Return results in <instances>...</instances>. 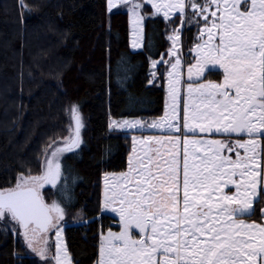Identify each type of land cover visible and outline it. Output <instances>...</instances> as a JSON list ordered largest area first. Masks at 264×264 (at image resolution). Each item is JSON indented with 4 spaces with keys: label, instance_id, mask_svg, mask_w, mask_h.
Here are the masks:
<instances>
[{
    "label": "snow or ice",
    "instance_id": "6c2138e0",
    "mask_svg": "<svg viewBox=\"0 0 264 264\" xmlns=\"http://www.w3.org/2000/svg\"><path fill=\"white\" fill-rule=\"evenodd\" d=\"M120 2L131 4L134 23L139 26L143 17L138 9L142 5L134 0ZM108 4L110 8L116 6L115 0H108ZM20 7H25L22 0ZM153 7L156 15L169 20L173 9L184 13L187 8L190 22L203 21L204 32L200 35L206 37V51L197 45V64L212 61L223 68L222 83H201L195 88L188 85L189 98L195 93L196 100L186 114L187 131L249 138L235 145L218 140H185L182 166L175 151L170 150L167 158L159 148L153 150L149 140L138 141L149 148L143 157L130 161L128 172L109 188L111 196L105 207L118 204L112 211H118L123 231L109 232L104 237L99 264H264V227L240 219L254 215L253 203L264 200L258 191V184L264 183L258 180L259 141L264 137V0H157ZM170 39L175 44L179 33ZM172 55L176 56L175 48ZM179 66L176 56L171 67L176 72ZM200 72L198 67L197 76ZM179 75L176 72L175 82L170 81L174 109ZM188 79H193L192 68L188 69ZM121 126L144 127L140 121H125ZM148 127L160 128L161 122H152ZM168 128L180 131L171 123ZM78 129L77 119L76 139L51 154L53 159L47 162L44 176L21 177L14 190H0V230L15 235L18 225L28 247L42 239L43 232L56 227L53 213L55 218L63 217L59 205L43 202L36 185L58 181L61 172L55 158L78 144ZM168 143L177 144L179 140ZM188 145H193L191 153ZM237 149H243L244 155ZM224 150L235 152L236 159L225 156ZM260 211L264 218V208ZM133 229L138 230L139 239H133ZM59 233L56 227L58 237ZM40 255L44 256L43 250ZM54 258L57 264H70L59 245Z\"/></svg>",
    "mask_w": 264,
    "mask_h": 264
},
{
    "label": "trees",
    "instance_id": "16d2710c",
    "mask_svg": "<svg viewBox=\"0 0 264 264\" xmlns=\"http://www.w3.org/2000/svg\"><path fill=\"white\" fill-rule=\"evenodd\" d=\"M22 2L0 0V190L41 171L49 147L69 133L70 106L85 115L78 144L58 157L61 175L47 192L63 213L83 212L64 225L65 242L73 264H92L99 233L118 229L100 210L101 175L123 171L129 151V132L110 119L161 113L160 72L151 80L149 61L162 56L180 16L146 17L142 47L132 50L127 12L108 11L106 0ZM191 22L182 32L184 52L200 25ZM263 202L244 217L258 219ZM0 264L35 263L18 236L0 230Z\"/></svg>",
    "mask_w": 264,
    "mask_h": 264
},
{
    "label": "rangeland",
    "instance_id": "374dc122",
    "mask_svg": "<svg viewBox=\"0 0 264 264\" xmlns=\"http://www.w3.org/2000/svg\"><path fill=\"white\" fill-rule=\"evenodd\" d=\"M116 6L115 7H109L108 0H106V6L108 11H113L117 8L123 9L127 12V18H128V29H129V45L132 50H137L142 47L143 44V38H144V20L148 16H156L155 14V8L153 7V4L157 2V0H153V3H148V0H134L135 3L141 4L142 7L138 9L139 15L143 17L142 21L140 22L139 26H137L134 23V17L132 13V7L129 3H121L120 0H115ZM199 2V0H197ZM149 9V10H147ZM181 15V17L178 20V24L176 26H169L168 32H167V41L168 45L162 56H160L158 59H150L149 61V69L151 73V80L156 79L158 77V73L160 72V77L158 82H161L163 87V102H162V110L161 113L157 116L146 118V119H139V118H126V119H110V126L114 127L116 129L121 130H127L129 132V151L126 156V167L123 171L119 172H112L107 171L103 172L101 175V199H100V210L102 213H108L117 219L118 223V229H107L104 232L99 233V244H98V253L96 256V259L92 262V264H99L100 258H101V249L103 247L104 237L109 233H115L120 234L123 231V221L120 219L119 213L112 211L113 207H118V204H109L107 207H105L107 197L111 196V192L109 191V188L119 183V178L126 174L129 170L130 161H133L135 157H143L147 149L149 148V145H143L138 143L140 140H149L151 142V147L153 150L156 148L160 149V152L164 154L165 157L170 158V150L175 151V153L178 154V158L181 162V166L183 163V156H184V150H185V140H214V139H229L228 135L220 134V133H214V132H199L196 133H190L187 131L185 124H186V114L190 112V105L196 100V94L193 93L191 95V99L189 98V94L187 92V87L189 84H192L193 88L197 87L199 84H207V83H222L224 72L223 68L219 67V65H216L214 62L209 61L207 63H202L200 65L197 64L198 56H197V45L201 46V51H206V49L203 48L204 42L206 40V37H202L200 33L204 32V23L199 25L196 29L195 38L193 47L188 52L182 53L181 45H180V37H181V30L182 27H180L181 24H183L184 21L189 22V17L191 15L189 9H185L184 13L176 12L175 9H173L172 18L174 15ZM159 16L163 17L166 21L169 19H166L162 14ZM195 23V21H192ZM191 22V23H192ZM186 23V22H185ZM187 24V23H186ZM176 30V32L179 33V41L174 44L173 40L170 39V37H173L176 35V32L173 30ZM176 49V56L180 59V66L178 69H176V72H179V84L176 85L177 92H176V102H175V109L173 105V96L170 91L172 84H170V81L173 83L175 82V75L176 72H174L171 65L175 63L176 56L172 55L173 49ZM198 67L201 69L200 75L197 76V69ZM192 68L193 72V79H188V69ZM214 71L218 74L214 75ZM169 73H172L170 76ZM155 80H153L154 82ZM77 115L79 119V125H80V131H79V138L81 137V132L86 126L87 119L85 115L78 112L75 107L69 108V118H70V130L68 135L59 142H54L52 146L49 147V150L47 151L45 157L43 158L42 163V169L38 174H32V175H22L21 177L24 178H36V177H42L45 175V172L47 170V162L49 160H52V153L56 151L58 148L63 149L62 146L69 142V140L74 135V123L73 118ZM125 121H140L141 124L144 125L142 128H126L122 127L123 123ZM152 122H161L160 128H150L148 125H150ZM174 124L180 128V131L177 132L175 129H169L168 124ZM193 123L194 122H189ZM239 135V134H238ZM160 141L159 144H156L155 141ZM179 140V143L172 144L168 143L169 141H176ZM188 151L191 153L193 145H188ZM199 147V146H196ZM64 155V152L58 153V155L55 158V162H57L58 157ZM192 162L191 159L189 161ZM19 178L17 179V182L9 189L5 190H14L16 188V185L19 182ZM115 178V179H114ZM51 183H42L39 185H36L38 194L42 198L43 202L46 205L51 206L52 205V199L49 196L47 189L50 188ZM50 198V199H49ZM54 216V224L56 227L60 229L59 237L56 235V227H50L46 232L42 233V239H38L36 242H33L32 247L27 246V240L23 238L21 228L17 225L16 227V236L20 238L21 243L24 244V247L27 249L28 254L31 256V260L35 264H57V261L55 260V256L58 252V245L60 249H63L67 253V257L69 258L70 264H73L71 261V257L68 253L66 242H65V236H64V225L71 221L76 222L80 221L83 218V212L78 209L72 212H66L63 213L62 218H55V213H53ZM7 220V218H6ZM11 228L12 225H9ZM0 229H2V226H0ZM2 231V230H1ZM138 230L133 229L132 235L133 239H139L140 236L137 235ZM32 248H35L36 251H33ZM41 250L44 251V256L40 255ZM61 260L64 261V256L61 254ZM65 264H68L67 261H65Z\"/></svg>",
    "mask_w": 264,
    "mask_h": 264
},
{
    "label": "crops",
    "instance_id": "0c3cea01",
    "mask_svg": "<svg viewBox=\"0 0 264 264\" xmlns=\"http://www.w3.org/2000/svg\"><path fill=\"white\" fill-rule=\"evenodd\" d=\"M179 16L181 17V15H179ZM199 24L201 25L202 23H199ZM186 25H189V24H188L187 21H184L183 22V27H182V30H181V37H180V45H181L182 53H183L182 32H183V29L187 27ZM195 40H196V38L194 37V41ZM194 41H193V44H194ZM193 44H192V47H193ZM228 137H229V139L222 138V139H214V140L221 141L222 143L227 144V145H235L237 142L243 143L249 138L247 135L241 136V135H238V134H232L231 136H228ZM259 143H260V148L258 149V155L260 157L259 163H260L261 176L258 178V180H264V137H260ZM237 150L241 153L242 156L244 155V150L243 149H237ZM223 154L225 156L231 155V158L233 160L236 159L235 152L228 153L227 150H224ZM226 191H228V190H226ZM232 191H234V189ZM258 191L260 192L261 195H262V193L264 195V183L258 184ZM229 194H231V192ZM254 203H253V208H254ZM261 208H264V202H263V205L261 206ZM240 219H243V221L245 223H247V224H253L254 223V224H257V225H259L261 227H264V218H262L261 211H260V216H259L258 219H248V218H245L244 216L240 217Z\"/></svg>",
    "mask_w": 264,
    "mask_h": 264
},
{
    "label": "water",
    "instance_id": "95a60500",
    "mask_svg": "<svg viewBox=\"0 0 264 264\" xmlns=\"http://www.w3.org/2000/svg\"><path fill=\"white\" fill-rule=\"evenodd\" d=\"M77 119H78V116L75 115L74 118H73V123H74V135H73V137L69 140L68 143H66L65 145H63L62 148H65L66 145L72 144L73 140L76 139V132H77ZM78 120H79V119H78ZM78 131H80V125H79V129H78ZM78 141H79V137H78ZM74 147H75V146H74ZM20 228H21V227H20ZM21 232H22V236H23V229H22V228H21ZM23 238H25V237L23 236ZM25 239H26V238H25ZM26 240H27V239H26ZM37 240H38V239H37ZM37 240H35L34 242H36Z\"/></svg>",
    "mask_w": 264,
    "mask_h": 264
}]
</instances>
